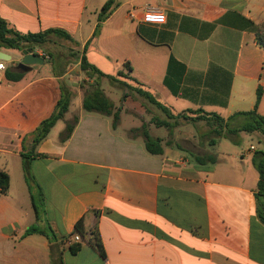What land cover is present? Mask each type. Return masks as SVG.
I'll return each mask as SVG.
<instances>
[{
	"label": "crops",
	"instance_id": "crops-1",
	"mask_svg": "<svg viewBox=\"0 0 264 264\" xmlns=\"http://www.w3.org/2000/svg\"><path fill=\"white\" fill-rule=\"evenodd\" d=\"M107 1L0 0V17L17 32L59 29L72 38L49 36L36 50L50 60L28 72L16 69L21 50L0 49V169L10 177L0 194V264H264V195L253 164L264 138L240 132L228 141L252 135L255 150L219 157L224 137L215 139L206 121L182 117L203 111L227 122L255 109L258 90L264 115V47L254 33L264 23V0H115L99 22ZM149 10L165 23L143 22ZM48 48L68 49L73 60ZM83 56L111 77L100 82L104 93L123 92L119 105L104 94L121 110L115 127L112 116L83 109ZM46 61L54 71L41 70ZM12 73L23 77L11 81ZM70 90L77 109L66 118L68 106L63 125L34 147V132ZM151 112L157 117L146 119ZM144 127L162 141V154L146 150ZM196 156L217 162L198 165ZM79 221L98 232L105 256L80 234L72 253L66 242ZM32 227L44 233L27 234Z\"/></svg>",
	"mask_w": 264,
	"mask_h": 264
},
{
	"label": "trees",
	"instance_id": "trees-1",
	"mask_svg": "<svg viewBox=\"0 0 264 264\" xmlns=\"http://www.w3.org/2000/svg\"><path fill=\"white\" fill-rule=\"evenodd\" d=\"M115 7V0H108L102 7V10L99 14L98 21L102 22L111 14L112 10ZM255 38L258 45L264 47V23L260 25H256L254 28ZM98 34V30L96 29L94 36ZM49 36H55L58 38H62L64 40H72L71 36L59 29H50L41 33L35 34H21L16 30L12 29L8 23L0 17V49H15V50H24V49H36L37 47H41L45 44L47 38ZM127 65V64H126ZM81 71L86 75L89 80L93 82L90 83L89 80H84L81 83V88L84 89V97H83V109L89 113H99L106 116H112L113 118V126L115 127L120 118L121 110H114V105L108 100V98L104 95V92L99 88L100 82L103 78H111L107 75L101 73L97 68L92 66L86 58L83 56L80 62ZM8 79L11 81H19L22 79L23 74L15 73L8 74ZM172 89V88H170ZM173 90V89H172ZM137 93L147 99L150 103L154 104L157 108L161 109L167 116L170 118L171 115L168 109L157 102L155 98H153L150 94L143 92L141 90H137ZM174 94H177L176 90H174ZM262 93L258 90L257 95V103L254 110L249 112H241L235 114L231 118L226 120L220 117L217 114H207L203 111L193 112L196 113V117L188 118L186 116H182L185 119L191 121H206L207 124L213 127L212 134L215 139H219L220 137L231 138L240 132L245 133H255L258 132L264 138V115H260L257 113V107L261 100ZM68 99H65L62 96L61 100L58 102L54 113L51 117L44 120L40 126L34 132V147L37 146L42 140H44L51 128L61 120L65 113L68 110ZM235 117H242L245 119V123L239 128H232L230 122ZM160 124H162L160 122ZM169 126V124H167ZM73 130L72 126L67 127L66 135H64L63 139L69 137ZM144 142L146 150L152 155H160L163 153L162 149V141L160 139L152 138L147 130V128H143ZM216 144V141L213 145ZM194 161L198 165H207V164H216L217 159L215 156H196ZM253 164L256 167L259 173V182H258V194L260 196L264 195V152L260 151L253 158ZM27 166V164H26ZM10 186V177L7 172L0 169V194H5ZM261 221L264 223V211L260 210L259 212ZM40 232L44 233L38 228L32 227L27 231V234ZM75 232L80 234L82 237H87L90 235L88 241L92 244L96 250L102 255L105 256L104 248L102 246L101 240L99 238L98 232L94 229L87 232L84 229L82 221H79L75 226ZM74 232V233H75ZM81 244H76L72 246L70 249L72 253H76L80 249Z\"/></svg>",
	"mask_w": 264,
	"mask_h": 264
},
{
	"label": "rangeland",
	"instance_id": "rangeland-1",
	"mask_svg": "<svg viewBox=\"0 0 264 264\" xmlns=\"http://www.w3.org/2000/svg\"><path fill=\"white\" fill-rule=\"evenodd\" d=\"M54 51H51V48H48V52L53 54V55H59V53H62L64 56L68 57L69 58V53L70 51L68 49H62L61 51H57L56 49L52 48ZM51 56V55H50ZM69 60H73L71 57L69 58ZM43 71H48V70H52L54 71L53 69V65H51V62L49 61H46L45 65L42 66V69ZM69 79L66 78V82H69L68 81ZM83 82L80 81V84ZM105 91V95L111 100V101H114L116 103H118V105L120 104L119 103V100H121L122 98V93L123 92H120V94L118 93L117 95H115L116 93H108L107 90L103 89ZM117 92V90H115ZM125 92H127V90H123ZM64 98L65 99H68V103H69V113H67L65 116L66 118H71V114L73 111H75L78 107V97L76 96V93L75 91L73 90H70L69 93L66 92V94L64 95ZM144 100V99H143ZM156 110V108H155ZM146 119H150L151 120V117H157V113L156 112H151L150 116L148 114H146ZM124 121H125V118H124ZM124 124L125 125V123ZM64 121H60L58 122L57 124V129L59 128V126L63 125ZM131 125H139V121H136L135 124H131ZM141 126V124L139 125ZM186 128H189L190 130L192 131H195V133H198L200 136H203V133H201L195 126V124H192V123H189V124H186L185 126ZM56 129V130H57ZM56 130L54 131V133L56 132ZM154 131V130H153ZM163 131V130H162ZM242 138V139H241ZM238 140L235 142H230L228 141L229 138H224L223 140H220V144L217 145L216 147V154H218L219 157H224L225 154H234V153H237L238 156L239 154L245 152L246 150H248L251 146H258V140H257V137L255 136H252V135H241V136H236L235 137V140ZM252 159V158H250ZM251 162V161H250ZM211 166H213L211 164Z\"/></svg>",
	"mask_w": 264,
	"mask_h": 264
},
{
	"label": "built area",
	"instance_id": "built-area-1",
	"mask_svg": "<svg viewBox=\"0 0 264 264\" xmlns=\"http://www.w3.org/2000/svg\"><path fill=\"white\" fill-rule=\"evenodd\" d=\"M166 21V17L163 13L154 11V10H149L143 15V22L148 23V24H153V25H162ZM35 54L38 56L42 57L44 60H50V56L45 53L44 51H37L36 49L33 50ZM4 69V64H0V70ZM255 147L251 146L248 151H254ZM81 242V237L79 234L74 233L68 240L67 244L68 246L72 247L76 244H79Z\"/></svg>",
	"mask_w": 264,
	"mask_h": 264
},
{
	"label": "water",
	"instance_id": "water-1",
	"mask_svg": "<svg viewBox=\"0 0 264 264\" xmlns=\"http://www.w3.org/2000/svg\"><path fill=\"white\" fill-rule=\"evenodd\" d=\"M34 49H24L21 51L22 59L17 64L16 69L21 72H28L33 67L44 64V59L33 52ZM11 58H9L10 60Z\"/></svg>",
	"mask_w": 264,
	"mask_h": 264
}]
</instances>
